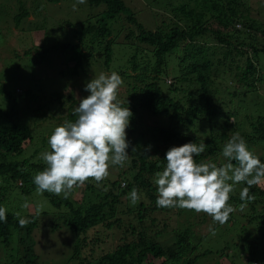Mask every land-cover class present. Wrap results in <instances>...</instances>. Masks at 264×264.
<instances>
[{
	"label": "trees",
	"instance_id": "trees-1",
	"mask_svg": "<svg viewBox=\"0 0 264 264\" xmlns=\"http://www.w3.org/2000/svg\"><path fill=\"white\" fill-rule=\"evenodd\" d=\"M125 1L86 0V17L62 36L56 35L59 40L37 55L38 62L47 61L49 55H65L71 67L61 74L74 80L117 72L123 79L118 99L133 113L126 130L129 158L123 167L111 166L108 177L99 183L89 179L79 202L70 195L43 193L57 209L50 230L64 226L75 234L70 256L75 264H205L199 260L210 251H199L198 246L210 231L199 235L190 222L195 218L200 225L209 222L212 229L221 225L205 213L158 207L154 174L166 165L170 147L188 142L206 144L205 152L195 157L198 163H226L222 148L236 132L264 162V14L255 16L248 0H146L140 11L156 1L162 10L153 11L152 20L145 23ZM30 14L26 3L19 7L16 27ZM72 94L73 90L53 92L46 102L31 95L36 105L32 113L51 108L53 99L57 108H51L53 113L74 122L78 100ZM0 95L9 102L0 109L2 207L10 179L23 188L22 193L36 189L33 177L46 165L43 160L33 162L32 157L39 154V143L45 149L49 132L37 135L35 121L31 124L18 116L17 99L3 83ZM152 116L166 117L168 122L151 124ZM133 187L141 197L135 204L129 197ZM244 187L246 183L236 184L230 193L229 204L235 211L227 223L241 220L244 231H257L249 254L264 262V185L249 189L255 200L246 202L241 211L239 205L245 202L239 194ZM6 214V221H0V244L9 246L13 234L18 240L9 263L39 264L23 237L28 233L31 238L36 216L24 217L30 223L21 227L16 213L7 210ZM166 230L173 236L163 243L158 237Z\"/></svg>",
	"mask_w": 264,
	"mask_h": 264
},
{
	"label": "rangeland",
	"instance_id": "rangeland-1",
	"mask_svg": "<svg viewBox=\"0 0 264 264\" xmlns=\"http://www.w3.org/2000/svg\"><path fill=\"white\" fill-rule=\"evenodd\" d=\"M125 2L136 11L135 15L140 20L143 19L145 23L148 18L152 20L153 11L162 10L157 1L155 6H151L153 10L145 6L142 11H140L142 7L140 5H147L146 0H126ZM138 2L140 4L136 8L135 5ZM248 2L253 8L255 16L264 14V0H248ZM24 3L27 4L32 14L23 18L20 25L16 27L15 16L19 13V7ZM84 5L77 3V0H59L58 2L49 0H0V83H3L5 91L8 90L17 99L15 110L18 112V116L27 119L31 124L35 121L37 135L43 136L45 134L47 136L48 132L50 135L56 126L62 125L64 120L60 119L59 114L56 115L51 110V108L57 109L53 99L49 102L51 108L45 106L41 112L32 113V109L36 105L32 104L31 95L39 101L45 99L44 102H46L48 100L46 98L53 92H70L73 90L72 96L78 100V106L80 99L89 95L85 91V85L93 77L88 80L84 78L74 80L73 77L61 74V70L66 71L71 67L65 55L54 54L52 58V55H49L45 62H38L37 56L44 47L55 44L59 40L55 37L56 35L62 36L67 30H70L72 24L82 21L86 17L88 8H84ZM115 55L118 57L119 51L116 50ZM263 61L264 56H261V62ZM261 92L264 94V88L261 89ZM8 103L2 100V95H0V109H5ZM149 118L151 124L159 126L166 125L168 122L166 117L152 116ZM47 141H45V149L41 148L40 143L38 144L39 154L32 157L33 162L37 160L36 163L42 162L40 154L49 147ZM31 153L30 150L29 154ZM222 164L218 160L217 165ZM111 178L114 179V174ZM4 184V179L0 178V187ZM22 189L16 185L15 180L10 179L8 188L3 191L1 206L16 213V215L19 213L21 217L36 216V227L32 231L31 238L28 233H23V237L24 243L31 245L33 253L37 254L38 263L75 264V261L70 258L73 244L76 241L75 234L64 226L51 231L50 223L57 209L52 205L49 198L37 192L36 189L30 193H22ZM83 192L84 185L75 188L70 196L79 202L83 197ZM122 200H126L125 196ZM25 202L28 204L27 208L22 207ZM166 216L169 215L166 214ZM27 218L29 219V217ZM226 223L219 224L221 226L212 229L209 222L200 225L196 218L190 222L192 229L199 235L201 232L210 231L203 236L199 246L197 245L199 251H210L207 256L200 258L199 263L203 260L205 264H264L255 253L249 254L256 245L254 237H256L257 231L254 232L249 228L244 231L241 220L239 223L237 219H233V223ZM227 225H231V227L228 228ZM172 236V231L166 230L158 237V240L163 243L169 242ZM107 238L105 239L107 240ZM17 246L18 240L14 234L9 246L5 247L0 244V264H8L12 261L10 255L16 251ZM88 249L89 247L85 248V250Z\"/></svg>",
	"mask_w": 264,
	"mask_h": 264
},
{
	"label": "clouds",
	"instance_id": "clouds-1",
	"mask_svg": "<svg viewBox=\"0 0 264 264\" xmlns=\"http://www.w3.org/2000/svg\"><path fill=\"white\" fill-rule=\"evenodd\" d=\"M86 0H77L83 4ZM75 7V5H74ZM122 77L115 71L101 72L85 85L89 93L74 109L77 119L64 121L48 137L50 150L41 152L46 167L33 177L37 192L52 193L67 198L72 191L89 179L99 183L109 175L113 165L123 167L129 158L130 142L127 128L133 116L130 108L122 106L118 92ZM128 103V102H127ZM151 145L145 149L150 151ZM206 144L188 142L170 147L165 154L166 165L154 174L157 198L161 208H180L205 213L214 222L226 223L235 208L229 204L234 185L246 183L240 191L241 211L246 202L255 200L249 194L252 186L264 185V162L248 147L239 132L223 145L226 163L197 162L195 157L205 152ZM135 151V148H132ZM231 181V183H229ZM133 204L141 197L138 189L129 193ZM22 207L27 208L25 202ZM7 210L0 207V221H6ZM18 222L25 227L30 221L17 213Z\"/></svg>",
	"mask_w": 264,
	"mask_h": 264
}]
</instances>
